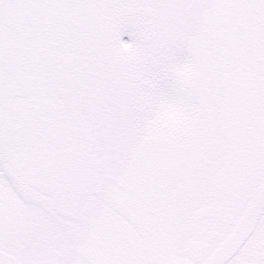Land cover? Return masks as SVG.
<instances>
[{
  "label": "snow or ice",
  "instance_id": "1",
  "mask_svg": "<svg viewBox=\"0 0 264 264\" xmlns=\"http://www.w3.org/2000/svg\"><path fill=\"white\" fill-rule=\"evenodd\" d=\"M0 264H264V0H0Z\"/></svg>",
  "mask_w": 264,
  "mask_h": 264
}]
</instances>
